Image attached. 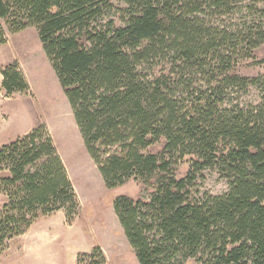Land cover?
Returning a JSON list of instances; mask_svg holds the SVG:
<instances>
[{"label":"trees","instance_id":"1","mask_svg":"<svg viewBox=\"0 0 264 264\" xmlns=\"http://www.w3.org/2000/svg\"><path fill=\"white\" fill-rule=\"evenodd\" d=\"M241 1L0 0L14 32L37 28L106 186L142 185L137 199L113 204L139 264H264V75L229 72L238 44L264 42V23L229 32L212 21L240 12ZM167 60L168 72L156 75ZM1 75L7 96L29 90L16 62ZM250 85L258 103L229 102ZM206 170L228 191L197 190ZM0 194V256L40 217L64 210L71 223L80 209L44 127L0 148ZM82 256L106 264L100 245Z\"/></svg>","mask_w":264,"mask_h":264},{"label":"rangeland","instance_id":"2","mask_svg":"<svg viewBox=\"0 0 264 264\" xmlns=\"http://www.w3.org/2000/svg\"><path fill=\"white\" fill-rule=\"evenodd\" d=\"M238 4L240 12L221 15L212 21L229 32H241L245 26L264 23V0H242ZM118 6L123 4L117 2ZM120 15L114 10L108 17L119 26L122 24ZM0 30L7 41L0 46V148L35 128L44 127L66 166L80 204L71 223L67 221L64 210L40 217L3 252L0 264H77L79 258L89 253L95 245H100L106 264H139L113 204L120 195L137 199L142 185L130 180L116 188L106 186L98 165L87 151L71 105L45 54L37 28L31 26L14 32L8 20L0 18ZM238 45L230 74L248 79L264 75V42H258V46ZM242 46L245 48L242 49ZM14 62L19 65L29 90L7 96L2 87L1 69ZM160 63L154 65L156 75L170 69L168 60ZM219 73L220 70H216L214 76ZM227 96L234 98L229 99L234 104H256L260 101V93L255 85L239 93L232 91ZM188 170L186 158L180 162L177 176H185ZM196 189L220 195L228 191V182L217 171L206 170L199 178ZM4 202L5 196L0 194V205ZM80 264H90V261L83 257ZM186 264L197 263L188 260Z\"/></svg>","mask_w":264,"mask_h":264},{"label":"bare ground","instance_id":"3","mask_svg":"<svg viewBox=\"0 0 264 264\" xmlns=\"http://www.w3.org/2000/svg\"><path fill=\"white\" fill-rule=\"evenodd\" d=\"M62 130L64 131V127H62Z\"/></svg>","mask_w":264,"mask_h":264}]
</instances>
